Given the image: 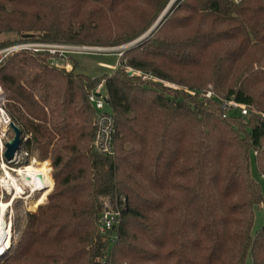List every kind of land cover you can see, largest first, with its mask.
Wrapping results in <instances>:
<instances>
[{"label":"trees","instance_id":"16d2710c","mask_svg":"<svg viewBox=\"0 0 264 264\" xmlns=\"http://www.w3.org/2000/svg\"><path fill=\"white\" fill-rule=\"evenodd\" d=\"M171 1L0 0V40L121 47ZM22 52L0 62L6 110L28 155L45 150L53 169L49 147L60 154L53 193L0 264H264V227L253 234L264 191L251 175L254 161L264 179V0H177L100 79ZM102 85L111 156L92 147L89 95ZM103 199L123 206L106 235Z\"/></svg>","mask_w":264,"mask_h":264},{"label":"rangeland","instance_id":"374dc122","mask_svg":"<svg viewBox=\"0 0 264 264\" xmlns=\"http://www.w3.org/2000/svg\"><path fill=\"white\" fill-rule=\"evenodd\" d=\"M15 37L16 36L14 34H8L1 37L0 40L1 42H4L5 44L8 43L10 44L0 49V62L5 58L23 53V52H18L13 54L11 53L1 54L4 50L10 49L17 45H24V43L12 44V42H14L15 40ZM26 44L32 45V44H46V43H26ZM46 45H60L65 47L76 46L70 44H46ZM77 47H90L94 49H99L100 51L90 50L81 53H72L70 52L71 50H65L67 52L63 53L64 56L60 57V54H57L55 59L56 61L53 60L52 63L53 65L56 66V63L59 62L60 65L56 67L67 68L68 70L75 68L76 73H81L93 80L112 75L119 64L120 61L119 57L123 55V53H117V52H123L129 49V48H125L123 50H116V48L118 47H95V46H77ZM34 56L40 60H47V54H36ZM96 93L99 94L104 101L107 99L106 89L103 85L97 89ZM2 94L3 97L0 102V106L3 109L4 113L9 116L6 110V96L3 90H2ZM0 138L2 139V143H3V146L2 147L0 146V201L4 202L5 204L9 202L12 203L11 206L7 208V214H6V220L12 223V243H11V247H12L13 244H17L19 242L26 229L28 217L30 215L28 212L38 207L35 212L36 214L39 210L40 205L47 202L49 195L52 194L55 189V181H54V173L56 171L55 162L60 154V150L57 145H52L49 147V149L50 148L56 149V157L54 160L53 169H51L48 161L42 162L45 150L44 152L34 151V153H32L31 155H28V153L26 152L27 151L26 143L28 138L24 137L26 138L25 139L26 141L25 142L23 141L20 150L15 154L13 160L7 161L4 157V153L6 150L5 144L14 138V132L9 127V125H5L2 122H0ZM3 163H5L8 168H12L17 171L20 169L36 168V169L44 170L46 175L47 173L48 175L50 173L49 177H51V181L48 179L50 182V187L43 192H37V193L31 192L30 188L25 187L23 189L24 194H21L22 192L20 194L18 193L17 194L18 197L12 200L13 196L10 193L11 191L10 190L9 192L6 191L7 190L6 186L2 182L3 177L6 176V174L2 170ZM4 168L6 171L9 172V170L6 167ZM17 171L16 173L10 172V174H12L16 178H20L21 176L18 174ZM251 175L255 179V181L258 184H260L262 190L264 191V179L261 177L260 173L258 172L254 161L252 163ZM102 202L103 204L106 205L109 203V200L103 199ZM263 227H264V207L256 208L255 221L253 225V234L261 230ZM4 258L0 260V263ZM247 264H250L249 261L247 262Z\"/></svg>","mask_w":264,"mask_h":264},{"label":"built area","instance_id":"2783aa9c","mask_svg":"<svg viewBox=\"0 0 264 264\" xmlns=\"http://www.w3.org/2000/svg\"><path fill=\"white\" fill-rule=\"evenodd\" d=\"M234 1L238 2L239 0H234ZM24 50H33L35 52H49L54 56L60 54V57H63L64 56L63 53L67 52L65 50H71L70 52L72 53H81L96 49L90 47H77V46L65 47L60 45L24 44V45H17L10 49L4 50L1 54H8V53L13 54V53L22 52ZM55 59L56 57L54 58V60ZM59 65H60L59 62H57L56 66ZM142 79L145 81H149V80H153L154 78L151 75L145 74L142 75ZM211 96H212L211 93L207 94V97H211ZM89 100L91 103L94 104L96 109L95 135L92 144L93 150L98 154L111 156L115 153V140L117 133L116 120L114 116L106 109V100L104 101L99 94H97L96 92H91L89 95ZM223 107L237 108L238 105L234 101H230L226 103ZM0 109H2L1 106ZM241 113L242 115L247 116L248 110L243 107L241 108ZM5 118L7 120V124L5 125H9L10 127V124L12 122L11 118L7 114H5ZM25 139L26 138H24L23 140L24 142L26 141ZM0 146L1 147L3 146L1 138H0ZM4 167H6L11 173L13 172L16 173L17 171L15 169L8 168L7 165L3 163L2 170L4 171L5 174H6V170ZM10 193L12 194V192ZM122 202H125L124 198L122 199ZM121 208L118 205H113L110 201L108 204L106 205L104 204L103 211L101 214V220H100V232L102 234L106 235L109 231L113 230L119 224L121 218Z\"/></svg>","mask_w":264,"mask_h":264},{"label":"bare ground","instance_id":"6f19581e","mask_svg":"<svg viewBox=\"0 0 264 264\" xmlns=\"http://www.w3.org/2000/svg\"><path fill=\"white\" fill-rule=\"evenodd\" d=\"M99 50V49H96ZM100 51V50H99ZM3 94L0 87V102ZM0 122L7 124L5 114L0 109ZM20 178L14 177L10 172L6 171V176L2 182L6 186L7 191L12 192V200L16 199L17 194L24 193V188H30L33 193L43 192L50 187V182L44 170L36 168L20 169L17 171ZM11 202L4 203L0 201V252H5L12 243V223L6 220L7 208L11 206Z\"/></svg>","mask_w":264,"mask_h":264},{"label":"water","instance_id":"95a60500","mask_svg":"<svg viewBox=\"0 0 264 264\" xmlns=\"http://www.w3.org/2000/svg\"><path fill=\"white\" fill-rule=\"evenodd\" d=\"M176 1L177 0H172L170 2L168 7L162 13V15L157 20V22L154 24V26L144 36H142L140 39L134 41L133 43H130V44L122 46V47H118V48H116V50H123L125 48H130V47L136 45L137 43L141 42L142 40L148 38L160 26V24L162 23V21L164 20V18L166 17V15L168 14V12L170 11V9L172 8V6L174 5V3ZM10 128L14 132V138L5 144L6 150L4 153V157L7 161L13 160V158L15 157V154L20 150L21 144L23 142L22 130L14 122H11ZM10 249H11V246L5 252H3V253L0 252V260L2 258H4L9 253Z\"/></svg>","mask_w":264,"mask_h":264}]
</instances>
